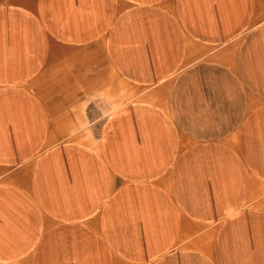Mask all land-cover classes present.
<instances>
[{
  "label": "crops",
  "instance_id": "obj_1",
  "mask_svg": "<svg viewBox=\"0 0 264 264\" xmlns=\"http://www.w3.org/2000/svg\"><path fill=\"white\" fill-rule=\"evenodd\" d=\"M0 264H264V0H0Z\"/></svg>",
  "mask_w": 264,
  "mask_h": 264
},
{
  "label": "rangeland",
  "instance_id": "obj_2",
  "mask_svg": "<svg viewBox=\"0 0 264 264\" xmlns=\"http://www.w3.org/2000/svg\"><path fill=\"white\" fill-rule=\"evenodd\" d=\"M132 90H126V88H123L122 86H120V93L118 94L117 97H115V99L117 98V101H111V98H107V96H103L102 98V110L100 112V115H98L97 117L100 118H106L107 115L109 114V112L114 108L116 107L117 103L118 104H121V103H125V102H128V101H131L133 99H136V96L137 95H132ZM114 99V97H113Z\"/></svg>",
  "mask_w": 264,
  "mask_h": 264
}]
</instances>
